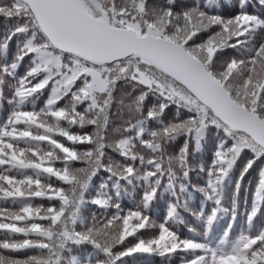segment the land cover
Segmentation results:
<instances>
[{"label":"snow or ice","instance_id":"6c2138e0","mask_svg":"<svg viewBox=\"0 0 264 264\" xmlns=\"http://www.w3.org/2000/svg\"><path fill=\"white\" fill-rule=\"evenodd\" d=\"M0 21V264H264V165L246 229H212L236 161L234 197L264 159V0H0Z\"/></svg>","mask_w":264,"mask_h":264},{"label":"trees","instance_id":"16d2710c","mask_svg":"<svg viewBox=\"0 0 264 264\" xmlns=\"http://www.w3.org/2000/svg\"><path fill=\"white\" fill-rule=\"evenodd\" d=\"M227 14V12L225 13ZM3 24V21H0V25ZM22 71V70H21ZM184 139L180 137L177 141L171 144L168 148V152L171 155L179 150L183 144ZM217 146V137L209 132L207 136L202 140L201 145L198 150H194V146L190 144L189 147V156L188 163L192 169L189 172L187 180L181 178V182L186 185V191L183 193L179 192L177 188V193L179 194L181 200L187 201V207L190 208L193 212L199 211L202 202H204L203 194L199 191H195L193 186H202L204 184V174L199 171V166L203 165L206 169L208 164L213 159V153L216 150ZM250 158L249 154L244 153L236 161L233 170L231 171L229 177L226 179L222 192L221 205L224 209H227V212H219L218 219L213 223L212 229L214 235L219 236L228 226L229 223L233 224L231 235L232 237L237 236L241 231L246 229V217L244 215L246 207L250 208L252 204L253 191L256 188V183L258 179V170L264 165V159L257 161V163L243 175L242 181L239 186L238 196L234 197L236 182L240 177L241 171L244 168L246 161ZM236 199L238 202L237 208V217L233 222L231 219V209L233 206V199ZM173 200V197L170 193V190L165 188L164 183L161 184V192L158 193L157 200L153 204L152 214L154 218L157 215H163V211L166 208L167 204ZM124 206L133 207V202L125 197ZM214 203L207 202L205 207V214L210 212L211 208L214 207ZM181 216L189 223L192 224L197 229L202 230L204 224L202 221H197L193 215H190L188 212L184 211L181 208ZM264 221V217H258L255 221L256 225H261ZM183 227V226H181ZM182 235H187L186 231L182 230ZM90 251L87 247L80 249L81 259ZM153 264H160V259L158 257H153Z\"/></svg>","mask_w":264,"mask_h":264}]
</instances>
